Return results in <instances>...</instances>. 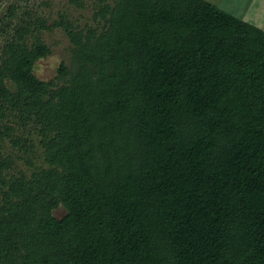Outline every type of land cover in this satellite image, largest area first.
Segmentation results:
<instances>
[{
    "label": "trees",
    "instance_id": "trees-1",
    "mask_svg": "<svg viewBox=\"0 0 264 264\" xmlns=\"http://www.w3.org/2000/svg\"><path fill=\"white\" fill-rule=\"evenodd\" d=\"M29 1L1 21L0 264H264V30L203 0H94L95 27L57 23L45 82Z\"/></svg>",
    "mask_w": 264,
    "mask_h": 264
},
{
    "label": "rangeland",
    "instance_id": "rangeland-1",
    "mask_svg": "<svg viewBox=\"0 0 264 264\" xmlns=\"http://www.w3.org/2000/svg\"><path fill=\"white\" fill-rule=\"evenodd\" d=\"M94 0H78L77 3L72 0H30L24 10H27L32 16H39L47 20L50 30H42L37 33L33 30L25 35L26 43L32 45L35 37L39 34L42 41L51 49V54L40 59L36 63L35 75L41 81L50 82L57 76V70L61 63L66 59L71 47L70 41L65 30L57 23L64 20L85 30L87 27H95L93 20ZM214 4L218 8L233 14L258 28L264 30V0H203ZM16 5L18 10L16 17L11 18L9 7ZM9 29L11 35L19 28V0H0V31L5 32L1 21ZM5 35L0 32V52L4 45ZM25 168L24 162L19 163ZM66 210L58 209L55 215L64 216Z\"/></svg>",
    "mask_w": 264,
    "mask_h": 264
}]
</instances>
